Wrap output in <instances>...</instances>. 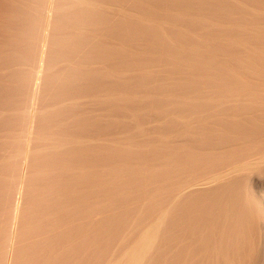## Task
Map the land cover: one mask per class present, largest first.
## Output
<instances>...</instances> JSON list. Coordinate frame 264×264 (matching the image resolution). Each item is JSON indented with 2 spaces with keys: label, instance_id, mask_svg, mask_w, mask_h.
Masks as SVG:
<instances>
[{
  "label": "rangeland",
  "instance_id": "1",
  "mask_svg": "<svg viewBox=\"0 0 264 264\" xmlns=\"http://www.w3.org/2000/svg\"><path fill=\"white\" fill-rule=\"evenodd\" d=\"M76 1L0 0V264H78L76 263L79 258L78 256L81 255V258L84 252L85 254L88 252L90 257H88L89 259L87 258L88 262L91 260L102 263V261H106L113 254V250L109 246V240L110 236H114L113 233L115 235L118 233L119 226H126L127 223L134 225L136 218H141V213L149 208L159 214H170L176 209L177 202H180L187 195L197 192L200 189H211L220 183L223 184V181L226 183L228 179L237 173H241L246 177L248 175L247 178L245 177L248 183V195L260 221L259 239L256 242L257 249L252 251V254L256 258L255 264H264V142L261 143V141H258L257 143L253 140L256 144L253 141H248L247 143L246 140H249V138L251 140V137L244 139L247 132L242 130V133L245 132L243 133L245 135H241L243 140L237 137L238 134L231 136L229 134L232 133H228L230 138H239L242 141L230 140L235 142H232L231 145V142L227 139L228 143L224 145L223 143L227 136H223L225 138L221 140L223 139V129L221 127L226 125H224V122L227 119H232L238 123H242L246 119L247 122L253 121L255 123L260 119V122H264V118H259V116H264V66H262L263 63L260 61L261 56L259 57L258 54L260 52V55L264 53V1L262 0L263 2L261 1V4L259 2L260 0H256V2L255 0H242L244 2L240 1V3L238 2L239 0H235L236 2L233 0L234 3L232 4L230 0H221L223 3L220 4V0L219 2L215 0L217 3L214 1L211 4V8L205 6L206 8H210V10L216 6L217 9H213V13L208 9L206 10L204 5H200L202 8L200 6H198L199 8L194 6V10L192 9L193 12L191 11L194 15L184 20L179 14L174 13L175 11L180 12L183 10L182 3L175 5L168 3L167 0H153L155 2L151 4L148 2L149 0H145L147 4H151L149 6L143 0H96L99 4H102V7H104L102 9L109 16L117 18L121 15H126L131 20L130 22L133 20L130 19L133 17L131 15L137 13L134 11L139 9L140 12H144L146 11L145 6L149 9L147 11H150V14L152 13V19L167 21L169 17H172V24L175 27L172 24H168L172 28L165 30V35L169 41L174 40V42H177L175 41V38H178L176 36L178 33L176 29L185 25L194 29L195 32L196 30L197 32L200 30L199 34H201V38H204L202 40H209V43L214 44L215 41L212 38L215 37L217 41L213 47L209 43V47L205 45L195 47L196 44H194L195 46L191 44L190 46L192 48L187 47L181 49L182 47H179L178 49L184 50V52L181 51L176 55L173 54L171 56L172 61L169 62V59L165 58V55H168L165 53L168 52L167 49L160 48V46H147V43L142 39L135 40L125 47L124 54L117 56L111 55L112 58L110 57V60L113 62H110L116 66L117 70L115 66L109 64V60L106 61L108 58L104 61L105 63L108 62V65L102 64L101 62L103 61L101 60L104 57H101V55L103 56L104 52H107L110 46H117L120 43L119 39L111 34H102L99 31V33H96L98 27L96 31L94 29L95 27L92 28V30L94 29L92 32L91 27L99 19H96L97 16L95 17L88 13L87 15H90L89 18H86V20L88 19V23H85L84 21L86 20L84 19L82 22L85 25L80 26L82 28V26L88 24V26L83 28L87 29L89 27L92 32V34H90L91 32L89 34L95 39H88L87 36L89 34L85 32L84 34L82 33L83 38L81 39L80 37L82 35L80 32L84 30H81L79 24L78 27L80 29L74 26V24L76 22L79 23V17H82V15L78 16L81 12L77 11L85 10V8L83 6V8L81 7L83 3L78 5ZM228 1L233 6L232 8L229 6L231 10H225L224 13V8L221 7V10L220 6L224 7V2L228 3ZM69 3L71 4L70 6L75 5L76 8H73L74 6L72 8L68 6ZM249 4L251 6L256 5V7L253 6L256 9L261 8L259 11L257 10L260 13H258V17L255 18L254 16L253 18L249 14L251 10V6H248ZM83 5L86 6L87 4ZM228 5L225 4L226 7ZM249 8L250 10H248ZM141 9L144 11H141ZM139 10L138 13H140ZM226 11L229 12L226 13ZM209 12L210 14H207ZM77 13L79 14L77 15ZM145 13L148 16L149 12ZM241 18L249 20L248 26L243 31L246 37L245 41L248 42L246 43L247 45L245 41L240 42V44L238 42L241 39L237 37L238 31L235 23L238 20L240 21ZM45 20L47 23H45ZM150 22L152 23V21ZM95 26H98V23ZM44 29L47 33H43L45 31ZM77 32L80 34V36L78 34L76 35L78 38L74 35ZM209 33L214 34L212 38V35ZM162 35L164 34L160 36ZM70 36L74 40H71ZM160 36L155 35L157 38L156 42L158 40L159 42L161 41ZM75 37L79 39L77 42H80L81 39L80 44L82 46L86 42V45H89L91 41L90 44L93 45L91 47H94V43L96 44L97 42L99 44L97 49L100 57H94L95 55L97 56L95 53L90 56L92 53L89 51L86 53L91 48L88 45L89 48L84 46L85 48L81 47L83 49H78L80 46L78 45L79 43L75 42ZM163 38L165 36H162L161 39L162 41H166V38ZM18 40H20V44ZM72 43L78 47L74 44L72 45ZM241 43H243V46ZM86 48L87 50L84 51ZM41 50L42 52L44 50V52L42 53ZM62 50L64 53L61 52ZM78 52L82 54L79 55ZM68 53L72 55L68 56ZM243 59L246 63H242L241 60ZM38 64H40V69L38 68ZM66 64L70 68L73 65V70L74 67L77 70L79 67L84 68L81 71L79 69V72H85L77 77L74 74L75 78L85 83L86 81L84 82L81 79L85 78V73L87 72L90 78H87L88 75L86 74L87 77L85 79H89L87 82L91 81L93 85L90 82L91 86L88 85L89 89L86 91L84 89L87 86H85V83L82 87L85 91L78 90V88H81L79 86L82 83L79 82V85H77L79 80L77 81L71 76L75 71H71L72 73L68 74L67 72L70 71V68L66 71L68 68ZM109 65L112 68L114 67L115 70L112 71L113 69L110 67L113 73L109 72L108 74L111 75L109 77L107 75V77L115 84L118 83L120 85L116 84L118 87H112L113 91H109L110 89L108 90L107 87H104L105 84L102 83L104 81L101 82L99 78V76L105 75L107 70L110 71L107 68H103L102 70L101 67L108 66L109 68ZM100 68L101 71L98 72ZM104 70H106L104 74L100 75ZM119 70H123L122 72L124 74L120 73L121 71L119 72ZM65 71L67 73L66 75H68L66 77L64 76ZM244 71L249 76L245 75L244 77ZM79 72H75L76 75ZM97 73L99 75H96ZM240 74H243L242 77ZM107 77L105 80L108 81V84H111V81L109 82ZM63 78L67 81L68 88L72 87L70 85L71 83L76 82L75 89H68L67 86V89H65L66 82ZM68 78L71 79L69 82ZM101 78L104 79V76H101ZM232 78H241V81L247 80L250 84L246 83L248 86L247 89L250 88L245 90L246 92L244 89L237 88V90L234 87L235 83L233 85L230 82ZM35 83L36 87L34 85ZM76 85L78 87L77 90ZM116 85L113 84V86ZM106 86L108 85L106 84ZM211 86L214 89L210 88ZM251 89L254 90L252 91ZM67 90L71 91H68L69 95ZM32 98H34L33 102H31ZM31 105L33 106L31 107ZM66 109L69 113L65 111ZM47 110L52 113H47ZM72 110L75 111H73L75 114H72ZM59 111L63 113L60 112V114ZM64 112L69 115L66 114L71 122L65 117ZM76 113L78 115L77 117L81 119L85 117L87 119L91 117L93 119L104 118L108 127L104 129L105 126L102 125H105V123L102 124L101 120L100 123L102 125L100 127H102L100 128L98 127L99 124H96L97 126L91 125L92 123H97H91L93 119L91 121L86 119L87 124L91 123L90 126L89 124L88 126L87 124L84 125L87 126L84 128L87 132H84L82 128L80 129L81 126H76L80 129L77 128V130L71 126L74 125L72 121L75 120ZM81 113L85 114L84 118L83 115L81 117ZM52 114H55L56 117ZM57 114L60 115H58L59 118L61 117L60 119ZM51 118L54 119V123L57 120L55 125L52 124L53 120ZM255 119L257 120L255 121ZM58 120L59 122L60 120L61 122L63 121V124L61 122L59 123ZM76 120L75 123L77 122ZM49 122L54 125L53 129ZM84 122L85 120L82 124L86 123ZM201 124L202 126H199ZM31 125L32 127H30ZM43 126H45V129ZM61 126L64 127V130L69 131H66L68 132L67 134L76 135L75 139L77 140H73L75 142L72 141L74 143L71 144L72 147H76L77 142L85 134L84 138L86 139L87 137V139L85 141L83 138L84 140L82 139V142L85 141L88 147L90 144L91 148L96 145H101L100 149L97 150L98 146L96 147V151L92 148L94 151L92 153L93 151L90 147V151L84 149V147L81 148L82 145L79 144L82 142L80 141L78 144L79 148H81L80 151L79 149L75 150L77 154H74L75 152L72 153V147L70 146V152L72 155L74 154L71 157L70 153L66 154L69 151L67 150L69 149L67 148L68 146L65 147V149L67 148V152H65L66 150L62 151L61 148L64 149V145H67L66 142L68 140L70 143L69 138L72 135L68 137V140L64 138L65 134L63 132L65 131H58ZM198 126L199 128L202 127L212 132L213 136L217 132L218 135L217 133L216 135L221 136V139L219 138V140L216 136V140L223 143L220 145L219 143H215L216 149L210 143L205 144L206 142H203L206 147H203V144L199 145V148L195 150L199 153V150L204 148V151H200L203 152L202 155L205 160L207 157V162H205L204 158L202 161L199 160L201 165L205 162L203 167L200 168L199 161L197 162L194 157L196 155V157L199 156L202 159L200 153L198 154L196 152L193 154L194 152H191L195 160L192 159L194 161L190 163L194 165L197 163L199 170L195 173L197 169L196 164V167L193 165V167L189 166L192 170L191 168L187 169V172L180 168L181 166L178 160L180 158L182 160L184 157L186 159L191 158L189 153L192 150L190 149L189 152L188 149L187 151L185 150V147L188 145L187 142H189L188 139L191 137L190 132L189 136H186V133L188 129L191 130L193 127V132L191 131V135H193L194 131H197L194 129H197ZM55 127L56 130L54 131ZM63 127L60 130H63ZM29 128L32 129L30 130ZM43 129L51 136L44 134ZM47 129H51L55 137H53L52 131L49 130L48 132L46 131ZM72 131L73 133H71ZM76 131L78 132L76 133ZM56 133L62 135V139L67 140L64 141L66 144L61 142L64 145L58 147L61 144L59 143L58 145V140L61 141L62 139L60 136L57 137ZM26 134L30 136L28 137ZM196 134L194 133L193 136L195 137ZM46 135L49 137H46ZM197 135L199 137V134ZM77 136L81 137V139ZM40 137H44L42 140H46V142H43ZM52 137L53 141L50 142ZM73 137L71 138L73 139ZM236 142L240 144L236 145ZM249 142L251 143L249 144ZM195 145L198 146L196 143ZM216 145L219 147H216ZM230 145L234 146L235 149ZM86 146L85 148H87ZM103 146L109 154L112 153L109 155L111 158H108L110 164L107 166L106 163H102L106 166L107 172L102 176L101 174L103 173L101 172L105 171V166L103 168L100 166L104 171L101 170L100 172L98 168L95 175L93 173V177L91 176L92 173L89 176L88 171H91L89 169L93 167L94 163L98 164L104 161L101 158V155H103ZM209 146L210 148L212 147L209 152L210 154L216 151V154L214 153L212 155H215L214 158L216 160L211 158V155L207 152L210 149ZM225 147L226 149H224ZM52 148H60L56 150L58 153L61 152V154L55 157L58 153L55 154V150ZM212 150L214 151L212 152ZM97 151L98 153H96ZM227 152H229L228 157H226L227 155L225 156ZM233 152L237 155H234ZM95 155L100 156V158H97L102 161H97ZM65 156V162L67 164L69 162L70 164V166L66 164L67 169L64 166L63 160ZM60 158L62 159L61 162ZM25 162L26 164H24ZM58 162L62 166H60L61 168ZM62 162L63 164H61ZM88 166L89 168H87ZM94 166L96 168L98 165ZM194 167L195 170L193 169ZM97 178L98 180H96ZM99 180L103 182L101 183ZM21 184L22 186H20ZM31 220L32 222L35 221V223L33 222L32 226L34 227L31 226L30 229L33 230L34 228L36 230L31 231L29 229L30 223H32ZM35 224L37 225L35 226ZM75 229L78 231H75ZM68 233L69 236L72 235L71 238L76 242L77 247L79 245L78 242L80 243L79 247L85 250L83 254H81L82 248H76L73 241H69L72 239L66 237ZM113 238H115L117 243L115 247H118L116 251L122 252L121 249L123 247L117 240L119 237L116 235ZM35 245L36 247H34ZM31 247L35 249L33 248L32 250ZM74 247L80 249L81 252H77L78 250L76 251ZM60 258L64 259H61L63 262H60V260L57 262ZM81 260L82 258L78 262L84 264V260L82 263Z\"/></svg>",
  "mask_w": 264,
  "mask_h": 264
},
{
  "label": "bare ground",
  "instance_id": "2",
  "mask_svg": "<svg viewBox=\"0 0 264 264\" xmlns=\"http://www.w3.org/2000/svg\"><path fill=\"white\" fill-rule=\"evenodd\" d=\"M76 0H74V2H75ZM95 1V2H94ZM77 0L76 2H77V4L79 5V4H81V3H83V4H87L86 6H84L83 4L81 5V7L83 6L84 8H85V10H82V11H79L78 10V7H77V12H81V14H79V13H77V15L78 16H81L82 15V17H79V20H77V21H79V23H75L74 24V26H77V28H79L78 27V24H79V26L80 25H83L84 23L82 22V21H84V19L86 20V18L88 17L89 18V16L87 15V13L88 14H92V15H94L95 17L97 16V18L96 19H99V21L97 22L98 23V26H95V25H97V23L95 22L94 24L95 25H93L92 27H91V30H92V28H94L95 29V31H96V28L98 29L97 30V32L96 33H99V32H101L102 34H107V35H109V34H111V35H114L116 38H118L119 39V41H120V43L117 45V46H110V48H109V50L107 51V52H104V55L102 56L101 55V57H104V58H102V60L101 61H103V62H101L102 64H107L108 62H113L112 60H110V57L112 58V56H117V55H120V54H124L125 53V47L126 46H128L129 45V43L130 42H134L135 40H139V39H142V40H144L147 44V46H152V47H154V46H160V48H164L165 50L167 49V51L168 52H165V53H167L168 55L167 56H169L170 54V56H169V58H167V56L165 55V58L166 59H169L168 61L170 62V61H172V59H171V56L173 55V54H178V52H184V50H180V49H178L179 47H182L181 49H183V48H189V47H191L190 45L192 44V45H194V44H196V46L195 47H197V46H208L209 47V44L211 45L212 43L210 42L209 43V40L208 41H204V40H202V39H204V38H201V34H199V31L200 30H198V32H197V30H196V32H195V30L194 29H191L189 26H187V25H185V26H182L181 28H175L176 29V31L178 32L177 33V37L178 38H175L176 40L175 41H177V42H174V40L173 41H169V40H167L168 39V37L165 35V30L167 29V28H172V26L170 27V26H168V24L169 25H171L172 23H173V21H172V17H169V19L167 20V21H160V20H155V19H152L151 18V14H150V11H147V6H145L146 7V11H144V10H142L141 9V11H144V12H140V10H139V12L140 13H138V10H136V11H134V12H137V13H135V15H131V16H133V17H131L130 19H133L132 20V22H130L131 20H129V17L127 18V16L126 15H121V16H119V17H117V18H114V17H111V16H109L108 14H106L105 13V10H103L102 8H104V7H102V4H99L96 0ZM143 1H145V0H143ZM142 1V2H143ZM156 1V0H155ZM155 1H148V2H150L151 4L152 3H154ZM215 0H167V2L168 3H171V4H181L182 3V6H183V10L182 11H175L174 13H176V14H179L180 16H181V18H183L184 20H186L187 18H189L190 16L192 17V15H194L193 13H191V11L193 12V10H194V6H196V8H199L198 6H203L204 5V8H206V7H210L211 8V4H213V2H214ZM223 1H225V0H223ZM227 1V0H226ZM231 2H232V4L234 3V2H236L235 0H234V2H233V0H230ZM230 1H228V3H226V2H224V7L223 6H220V9H221V7L222 8H224V13H225V10H228L229 9V11L231 10L230 8H229V6L232 8V4H231V2ZM240 1L241 2H244V1H242V0H239L238 2L240 3ZM257 1H259V0H257ZM262 0H260L259 2L262 4V2L264 1H262ZM97 2V3H96ZM146 2V1H145ZM216 2V1H215ZM217 2H219V0H217ZM216 2V3H217ZM230 2V3H229ZM253 2V1H252ZM255 2H256V0H255ZM258 2V3H259ZM221 3H223L221 0H220V4ZM264 3V2H263ZM143 4H144V2H143ZM142 4V5H143ZM146 4H147V2H146ZM145 4V5H146ZM149 4V3H148ZM147 4V5H148ZM151 4H149V6L151 5ZM225 4H229L227 7L225 6ZM231 4V5H230ZM71 4L69 3V5L68 6H70ZM74 6V7H73ZM200 6V7H201ZM206 6V7H205ZM249 7L251 6L250 4L248 5ZM253 6H255L256 7V5H253ZM253 6H251L250 8H251V10H250V8L248 9V10H250V12H249V14H251L252 16H253V18H254V16H255V18L256 17H258L257 15H259L260 13L258 12L259 11V9H261V8H254ZM71 8L73 7V8H76L75 7V5H72V6H70ZM82 7V8H83ZM258 7V6H257ZM261 7V6H260ZM81 8V9H82ZM195 8V9H196ZM202 8V7H201ZM210 8H206V10L208 9L211 13H213V11L214 10H216L217 9V7L215 6L212 10H210ZM227 8V9H226ZM51 9V8H50ZM144 9V8H143ZM193 9V10H192ZM256 9V10H255ZM76 10V9H75ZM149 10V9H148ZM222 10V9H221ZM258 10V11H257ZM229 11H226V13L227 12H229ZM145 12H149V14H148V16H150V17H148L147 16V14L145 13ZM210 12L209 13H207V14H210ZM222 12V11H221ZM259 13V14H258ZM47 14V13H46ZM206 14V15H207ZM196 15V14H195ZM205 15V14H204ZM86 16V17H85ZM50 17V16H49ZM95 17H93V18H95ZM81 18V19H80ZM91 18H92V16H91ZM111 18H113V19H111ZM151 18V19H150ZM195 18H196V16H195ZM95 19V20H96ZM182 19V20H183ZM203 19H204V17H203ZM238 19H240V18H238ZM237 19V20H238ZM9 20H11V19H9ZM16 20V19H15ZM88 20V19H87ZM87 20L86 21H84L85 23H88L87 22ZM183 20V21H184ZM50 21V20H49ZM48 21V22H49ZM75 21V20H74ZM150 21H152V23L150 22ZM17 22V21H16ZM80 22H81V24H80ZM248 22H249V20L248 19H246L245 20V18H241V20L239 21H237L235 24H236V29H237V33H238V36L237 37H239V39H241L240 41H238L239 42V44H240V42H244L245 41V34L243 33V31L245 30V28L248 26ZM45 23H47V21L45 20ZM51 23V22H50ZM100 24V25H99ZM234 24V25H235ZM85 25V24H84ZM90 25V24H89ZM173 25V24H172ZM48 26V25H47ZM46 26V27H47ZM65 26H67V25H65ZM86 26H88V24L86 25ZM86 26H82V28H81V26H80V28H81V30L83 29L84 31L82 32H80L81 33V35H82V33L84 34V32L85 33H90L91 31H90V28H89V30H88V28L87 29H85V28H83V27H86ZM91 26V25H90ZM68 27H69V25H68ZM67 27V28H68ZM173 27H175V25H173ZM79 28V29H80ZM93 29V30H94ZM198 29V28H197ZM204 29V28H203ZM45 30V29H44ZM47 30H48V27H47ZM86 30V31H85ZM88 30V31H87ZM93 30H92V32H93ZM194 30V31H193ZM80 31V30H79ZM78 31V32H79ZM95 31H94V34H95ZM99 31V32H98ZM46 32V30L43 32V33H45ZM78 32L76 33V34H74L75 36L78 34ZM92 32L90 33V34H92ZM38 33V32H37ZM42 33V34H43ZM47 33V32H46ZM75 33V32H74ZM264 33V32H263ZM35 34V33H34ZM41 34V35H42ZM89 34V35H90ZM157 34V36H160L161 34H164V35H162L163 37L165 36V38H166V41H162V36H160V37H158V38H160V42H159V40H158V42H156V40H157V38L155 37V35ZM159 34V35H158ZM209 34H211V33H209ZM70 35H71V33H70ZM89 35L87 36L88 37V39L90 38V40L93 38L92 37V35H90V37H89ZM212 35V34H211ZM214 35V34H213ZM213 35L211 36V38L213 37ZM43 36H44V34H43ZM78 36H80V34H78ZM86 36H84L85 38H86ZM47 37V36H46ZM49 37V36H48ZM71 37V36H70ZM77 37V36H76ZM75 37V38H76ZM96 37V36H95ZM210 37V36H209ZM36 38V37H35ZM78 38V37H77ZM75 39V42H77V40H79V39ZM81 39L83 38V35H82V37H80ZM156 38V39H155ZM165 38H163V39H165ZM68 39H69V37H68ZM67 39V40H68ZM81 39H80V42H81ZM93 39H95V38H93ZM92 39V40H93ZM208 39V38H207ZM212 39H214V41H215V43L214 44H212V47L214 46V45H216V39H215V37L214 38H212ZM44 40V39H43ZM71 40H74V38L72 39V37H71ZM71 40H68V41H71ZM42 41V40H41ZM61 41H62V39H61ZM86 41H88V40H86ZM213 41V42H214ZM26 42V41H25ZM45 42H46V39H45ZM48 42H49V40H48ZM58 42V41H57ZM72 42V41H71ZM74 42V43H75ZM80 42H77V43H79L78 45L80 46V48L78 47V46H76L74 43H72V45L74 44L76 47H78V49H83V48H81V47H86L87 45H86V43H84L83 44V46H82V44H80ZM84 42H85V39H84ZM95 42V41H94ZM194 42V43H193ZM18 43L20 44L21 42H20V40H18ZM59 43V42H58ZM63 43V42H62ZM70 43V42H69ZM76 43V44H77ZM90 43H91V41H90ZM89 43V47H91V45L92 44H90ZM93 43V42H92ZM157 43H159V44H157ZM209 43V44H208ZM246 43H248V42H246L245 41V44ZM43 44V43H42ZM64 44H65V41H64ZM96 44H97V42H96ZM96 44L94 43V47H91L89 50H87V48H89L88 46H87V48L84 50V51H86L87 50V52L86 53H88V51L90 52V53H92V54H90V56H92L94 53L95 54H97V56L95 55L94 57H100V55L98 54L99 53V51H98V49H97V47H98V45L99 44H97V46H96ZM157 44V45H156ZM218 44V43H217ZM232 44H234V43H232ZM44 45V44H43ZM63 45V44H62ZM241 45L243 46V43H241ZM240 45V46H241ZM247 45V44H246ZM60 46V45H59ZM59 46H57V48H59ZM93 46V45H92ZM235 46H236V44H235ZM22 47V46H21ZM84 47V48H85ZM233 47H234V45H233ZM42 48H44V47H42ZM66 48V47H65ZM67 48H70V47H67ZM192 48V47H191ZM61 49V48H60ZM74 49H76L75 47H74ZM165 50H163V51H165ZM188 50V49H187ZM60 51V50H59ZM41 52H42V50H41ZM40 52V53H41ZM43 52H44V50H43ZM42 52V53H43ZM61 52H63L64 53V51L62 50ZM74 52V51H73ZM72 52V53H73ZM76 52V51H75ZM81 52V51H80ZM188 52V51H187ZM66 53V52H65ZM86 53H85V55H86ZM261 53V52H260ZM260 53H258L259 54V57H260V61L263 63V65L262 66H264V53H262L261 55H260ZM78 54L80 55V54H82V53H79L78 52ZM88 54V55H89ZM102 54V53H101ZM19 55V54H18ZM17 55V56H18ZM62 55V54H61ZM72 55V54H71ZM71 55H69V53H68V56H71ZM112 55V56H111ZM41 56H43V55H41ZM40 56V57H41ZM60 56V55H59ZM106 56H108V57H106ZM63 57V56H62ZM22 58V57H21ZM79 58V57H78ZM78 58H76V59H78ZM108 58V59H107ZM262 58V59H261ZM14 59H15V57H14ZM107 59V60H106ZM20 60V59H19ZM65 60V59H64ZM70 60H72V59H70ZM108 61L107 63H105L104 61ZM173 60H174V56H173ZM249 60V59H248ZM247 60V61H248ZM76 61V60H75ZM80 61H82L81 59H80ZM162 61V60H161ZM242 61V63H246V62H244V59L243 60H241ZM240 61V62H241ZM257 61V60H256ZM260 61H259V63H260ZM41 62V61H40ZM67 62H68V59H67ZM70 62V61H69ZM79 62V61H78ZM111 62L109 63V64H111ZM82 63H83V61H82ZM241 63V64H242ZM258 63V62H257ZM41 64V63H40ZM40 64H38L39 66H38V68L40 67ZM45 64V63H44ZM67 64H69V63H67ZM66 64V65H67ZM85 64H86V62H85ZM240 64V65H241ZM261 64V63H260ZM65 65V66H66ZM70 65V64H69ZM77 65H79V64H77ZM108 65V64H107ZM111 65H113V64H111ZM111 65H109V68H108V66H105V67H101L102 68V70H103V68L105 69V68H107V69H111L112 68V66ZM68 66V65H67ZM66 66V67H67ZM113 66H115V65H113ZM79 67V66H78ZM111 67V68H110ZM41 68V67H40ZM39 68V69H40ZM70 67L68 66V68L66 69V71L69 69ZM101 68L99 69V71L98 72H100L101 71ZM115 68H116V66H115ZM115 68L113 67L111 70L112 71H114L115 70ZM64 69V68H63ZM62 69V70H63ZM76 67H74V70H73V65L71 66V68L69 69L70 71L69 72H67L68 74H71L73 71H75L76 73L77 72H79V69H80V71H81V69L82 70H84V68H78V70L76 69ZM38 70V69H37ZM106 71V70H104L102 73H100V75L101 74H104V72L106 71V73H105V75H101L102 77L104 76V79H102L101 78V76H99V78L101 79V82L102 81H104V82H102V83H104L105 85H104V87H107V89L109 90V91H113L112 90V87H114V88H116V87H118L117 85H119L118 83H114V82H112L111 80H110V78H108L110 75L108 74L109 72H111V73H113L112 71ZM116 70H117V68H116ZM40 71V70H39ZM66 71H65V74H64V76L66 77V76H68V75H66L67 73H66ZM72 71V72H71ZM121 71V72H120ZM123 70H119V72L120 73H123L124 74V72H122ZM262 71V70H261ZM38 72V71H37ZM41 72V71H40ZM64 72V71H63ZM75 72H73L72 74H71V76L72 77H74V79L75 80H79V79H77V78H75V76L77 77V76H79V75H82V73H84L83 71H82V73L81 72H79V73H81V74H79L78 73V75H76V73ZM96 72V71H95ZM245 72V74H244V77H245V75H247V76H249L248 74H246L247 72L246 71H244ZM264 72V71H263ZM39 73V72H38ZM37 73V74H38ZM262 73V72H261ZM74 74H75V76H74ZM86 74L88 75V73L86 72L85 73V78L87 77L86 76ZM122 74V75H123ZM242 74V75H243ZM96 75H99V73H97ZM107 75H108V77H107ZM241 75V74H240ZM242 75H241V77H242ZM37 76V75H36ZM70 76V77H71ZM84 76V75H83ZM83 76H81V77H83ZM107 77V80L109 79V82L111 81V84L109 85L108 84V81H106L105 79H106V77ZM63 77V76H62ZM71 77V78H72ZM243 77V78H244ZM80 78V77H79ZM84 78V79H85ZM87 78H90L89 77V75H88V77ZM98 78V79H99ZM249 78V77H248ZM39 79V78H38ZM38 79H37V81H38ZM73 79V80H74ZM81 79V80H83L85 83H83L82 81L80 82V80L77 82L78 84L77 85H79V82L80 83H82V84H80V86L79 87H83L84 86V84H85V86L87 85H90V82H87V80L89 81V79ZM241 79V78H240ZM239 78H232V81H230V82H232V84L234 85V83H235V85H234V87L237 89V88H239V89H244V91L245 90H248L247 89V84L246 83H248V81L246 82L245 80H243V81H241ZM63 80L65 81V79L63 78ZM67 80V79H66ZM71 79H69L68 78V82L70 81ZM249 80V79H248ZM35 81H36V79H35ZM63 82V81H62ZM61 82V83H62ZM66 83V85H65V89H67L68 87H69V85H67L68 83H67V81H65ZM74 82V81H73ZM107 82V83H106ZM56 83V82H55ZM64 83V82H63ZM76 83V82H75ZM75 83H71L70 85L72 86V87H70V88H74L75 89ZM87 83H89V84H87ZM210 83V82H209ZM54 84V83H53ZM106 84L108 85V86H110L109 88H108V86H106ZM113 84L114 85H116V86H113ZM212 84V83H211ZM228 84V83H227ZM249 84V83H248ZM35 85V87H36V83L34 84ZM55 85V84H54ZM64 85V84H63ZM74 85V86H73ZM77 85H76V90H77ZM91 85H93V83L91 82ZM90 85V86H91ZM250 85V84H249ZM66 86H67V88H66ZM86 86V87H87ZM120 86V85H119ZM38 87V86H37ZM86 87H84V89H86V91L89 89V86L86 88ZM215 87V86H214ZM216 87H217V85H216ZM223 87V86H222ZM233 87V86H232ZM57 88V87H56ZM70 88H68V89H70ZM81 88H78V90L80 89V91L82 90H84L83 88L81 89ZM113 88V89H114ZM210 88H212V89H214L212 86L210 87ZM217 88H219V87H217ZM217 88H216V90H217ZM221 88V87H220ZM231 88V87H230ZM34 89V88H33ZM255 89V88H254ZM254 89H251L252 91L254 90ZM35 90V89H34ZM33 90V91H34ZM38 90V89H37ZM36 90V91H37ZM71 90H73V89H71ZM76 90H75V93H76ZM220 90V89H219ZM235 90V89H234ZM238 90V89H237ZM236 90V91H237ZM257 90H259V89H257ZM69 90H67V92H68ZM80 91H77V92H80ZM85 91V90H84ZM221 91V90H220ZM256 91V90H255ZM260 91H262V90H260ZM259 91V92H260ZM69 92H71V91H69ZM69 92H68V95H69ZM242 92H243V90H242ZM246 92V91H245ZM257 92V91H256ZM65 93H66V91H65ZM82 93V92H81ZM237 94H238V91L236 92ZM254 93V92H253ZM253 93H252V95H253ZM246 94V93H245ZM258 94V93H257ZM37 95V94H36ZM34 96V95H33ZM32 96V97H33ZM247 96V95H246ZM250 96V95H249ZM255 96V95H254ZM71 97V96H70ZM259 97V96H258ZM256 98V97H255ZM33 99L34 98H32V101L31 102H33ZM260 99V98H259ZM258 99V100H259ZM30 101V100H29ZM35 101H36V98H35ZM215 102V101H214ZM257 102H259V101H257ZM259 104V103H258ZM207 105V104H206ZM209 105V104H208ZM33 105H31V107H32ZM35 106V105H34ZM66 106V105H65ZM257 106V105H256ZM64 107V106H63ZM67 107V106H66ZM65 107V108H66ZM76 107H77V105H76ZM210 107V106H209ZM58 108V107H57ZM56 108V109H57ZM59 108H60V106H59ZM58 108V109H59ZM32 109V108H31ZM68 109V108H67ZM67 109L65 110V111H67ZM263 109H264V107H263ZM35 110V109H34ZM33 110V111H34ZM31 111V110H30ZM52 111H54V110H52ZM62 111H63V109H62ZM62 111H59V113L60 112H62ZM74 110H72V114L75 112H73ZM32 112V111H31ZM48 112H50V111H48L47 110V113ZM57 112V111H56ZM55 112V113H56ZM68 113H69V111H67ZM45 113H46V111H45ZM50 113H52V112H50ZM63 113V112H62ZM65 113V112H64ZM61 114V113H60ZM67 113H65V117H67V115H66ZM75 114V113H74ZM30 115H32V114H30ZM48 115V114H47ZM53 115V114H52ZM59 114H57V116H58ZM63 115V114H62ZM61 115V116H62ZM70 115H71V112H70ZM82 115H83V118H84V116H85V114H82L81 113V117H82ZM45 116H46V114H45ZM45 116H43L44 118H45ZM51 116V115H50ZM53 116H55L56 117V115L54 114ZM60 116V115H59ZM59 116H58V118H59ZM69 116V115H68ZM73 116V115H72ZM78 115H77V113H76V115H75V117L77 118V120H76V118H75V120L77 121L76 123H75V120H73L72 121V124H74V125H71V126H73V127H75L76 129L78 128V127H76V126H81L80 127V129L82 128L83 130H84V128H86L87 126H88V124H87V120L88 121H91L93 118L91 117L90 118V116H88V118H90V119H87V117H85L84 119H81L80 117H77ZM79 116H80V113H79ZM87 116V115H86ZM49 117V116H48ZM52 117V116H51ZM54 117V118H55ZM63 117V116H62ZM227 117V116H226ZM230 117V116H229ZM44 118H42L43 120H44ZM50 118V117H49ZM53 118V117H52ZM51 118V119H52ZM61 118V117H60ZM59 118V119H60ZM68 118V117H67ZM81 119V121H80V119ZM259 118H264V116L263 117H261V116H259ZM46 119H48L47 117H46ZM66 119V118H65ZM69 119V118H68ZM67 119V120H68ZM74 119V118H73ZM87 119V120H86ZM103 119V120H102ZM53 120V123L52 124H54L55 125V123H57V120H55L56 122L54 123V119H52ZM70 120V119H69ZM78 120H79V122H78ZM85 120V124H82V122ZM96 120V121H95ZM98 120V121H97ZM100 120L102 121L101 123L103 124V123H105L106 122V120L104 119V118H95V119H93L92 121H91V123L92 122H97V123H90L91 125H98V127H100V125H102L101 123H100ZM228 120H231V121H228ZM257 119H255V121H256ZM50 121V120H49ZM227 121H228V123H227ZM227 121L225 120V122H224V125L226 124L227 126H228V128H227V126L225 125V126H222L223 125V123H222V127H221V129H223V131H224V133H223V131H222V138H223V136H227V138L225 139V141H224V145L225 144H227L228 143V141H227V139H229V141L230 140H233V141H236L237 140V142H239L238 140H240V139H242V134L243 133H245V132H247L246 133V136H245V138L244 139H247V138H249V137H251V140H250V138H249V140H246L247 141V143H248V141H255V142H257L258 143V141H261V143L262 142H264V141H262V140H264V122L262 121V122H260L261 121V119L260 120H258V121H256V122H259V123H253V121H249V122H247V119L246 120H244L242 123H238V122H234V120H232V119H227ZM58 122H59V120H58ZM60 122H61V120H60ZM59 122V123H60ZM63 122V121H62ZM61 122V124H63ZM70 122H71V120H70ZM74 122V123H73ZM81 122V123H80ZM232 122V123H231ZM240 122V121H239ZM46 123V122H45ZM50 123V122H49ZM48 123V124H49ZM66 123V122H65ZM78 123V125H76ZM80 123V124H79ZM231 123V124H230ZM44 124V123H43ZM51 123H50V125H52ZM60 124V125H61ZM70 124V123H69ZM87 124V126H84V125H86ZM90 124H89V126H90ZM54 125H52L51 126V128L53 129V127H54ZM58 125V124H57ZM56 125V126H57ZM96 125V126H97ZM47 126V125H46ZM49 126V125H48ZM66 126V125H65ZM102 126H105V128L104 129H106L107 127H108V125L105 123V125H102ZM101 126V127H102ZM199 126H202V124L201 125H199ZM199 126H198V128H199ZM203 126H205V125H203ZM30 127H32V125L30 126ZM44 127V129H45V126H43ZM58 127V126H57ZM62 127L63 126H61V128L60 129H62ZM68 127V126H67ZM72 127V128H73ZM100 127V128H101ZM207 127V126H206ZM46 128H48V127H46ZM198 128L197 129H194V130H197V131H194V133L196 134V132H197V134H199V137H198V135L196 134V138H198L197 140H196V138L193 136L194 135V133H193V135H191V131L193 132V127H192V129L191 130H187L186 132V136H189V132H190V136L192 137L193 136V138H191L190 137V139H188V141L189 142H187L188 143V145H187V147H185V150L187 151V149H188V152L190 151V149L192 150V151H190V153H189V155L191 156V161H190V159L189 158H182V160H178L179 162H180V168H182V169H184V171H187V169H190L191 167H193V166H195L194 164H192L193 162L192 161H194L195 160V158H196V161L198 162L199 160H203V158H204V156L202 155V151H204V148H202V149H200V150H202V151H200L199 150V153H200V155H201V157H202V159H200V157L199 156H197L196 157V155H194V157H193V155H192V153L191 152H194L193 154H195L196 152L198 153V151H196L195 149H198L199 148V145H201V144H203L202 146L204 147H206V145H204V143L205 144H207V143H210V144H212V146H214V148H215V143H219V145L220 144H222V143H220L221 141H218V140H216L217 138H216V136L218 135V133L217 132H215L214 134V136H213V134H212V132H210V131H208V130H206L205 128H202V127H200L199 128V130H200V132H199V130H198ZM30 129V128H29ZM28 129V130H29ZM32 129V128H31ZM30 129V130H31ZM43 129V130H44ZM60 129H58V131H65V132H63L64 134H65V137L64 138H67V140H68V137H70L72 134H67L69 131L68 130H64V127H63V130H60ZM69 129V128H68ZM79 129V128H78ZM77 129V130H78ZM79 129V130H80ZM220 129V130H221ZM42 130V131H43ZM49 130H51V129H47L46 131H48L49 132ZM56 130V127H55V129H54V131ZM86 130V129H85ZM84 130V132H87V131H85ZM102 130V129H101ZM202 130V131H201ZM211 130L212 131H214L212 128H211ZM245 131V132H243L242 133V131ZM52 131V130H51ZM66 131H68V132H66ZM82 131V130H81ZM227 131V132H226ZM240 131H241V133H240ZM43 132H45V130L43 131ZM78 131H76V133H77ZM221 132V131H220ZM219 132V133H220ZM28 134H29V132H27ZM62 133V134H63ZM71 133H73V131L71 132ZM75 133V132H74ZM75 133V134H76ZM82 134H83V132H81ZM216 133H217V135H216ZM226 133V134H225ZM228 133H232V134H229V135H231V136H234L233 134H238V136L237 137H240V139L239 138H237V139H234L233 137L232 138H230V136L228 135ZM239 133H240V136H239ZM30 134H31V131H30ZM44 134H48L47 132H45ZM50 134H51V132H50ZM52 134L54 135L53 137H55V134L53 133V131H52ZM57 134V133H56ZM59 134H61V133H59ZM64 134H63V136H64ZM188 134V135H187ZM27 135V134H26ZM43 135V134H42ZM49 135V134H48ZM68 135V136H67ZM79 135V134H78ZM220 135V134H219ZM243 135H245V134H243ZM248 135H250V136H248ZM28 136V135H27ZM30 136V135H29ZM28 136V137H29ZM49 136H51V135H49ZM49 136H47L46 135V137H49ZM58 136H62V135H58L57 134V137ZM72 136H74L73 137V139L71 138ZM69 139H70V143H69V140L67 141V140H65V139H62V137H61V141L60 140H58L59 142H58V145H59V143H63L64 141H67L66 143H67V145L65 146L64 144H66L65 142H64V144H60L58 147H60L61 145H64V149H62L61 148V150L62 151H65L67 148H69V149H67V150H69L68 151V153H66V154H69L70 153V155H71V157H73L74 156V154H77V151L75 152V150H78L79 149V151H80V149L81 148H83L84 147V149H88L89 150V147H90V149L92 150V148H94L93 150L94 151H96V147L98 146V148H97V150L98 149H100V147H101V145H96L95 147L93 146L92 148H91V145L89 144V147H88V144L86 143L85 144V141H86V139H87V137H86V139L84 138L85 137V134H83L82 135V139L84 138L85 139V141L84 142H82L83 140L81 139V137H78V138H80L81 140V142L82 143H80L79 144V142L80 141H78L77 142V146L75 147L74 145V147H72V145L71 144H74L73 142H75V141H73V140H77V139H75V137H76V135H72ZM79 136H81V135H79ZM27 137V139H29ZM44 137H45V135H44ZM44 137H40L41 138V140H42V138H44ZM53 137H52V139L50 140V139H48V140H50V142H52L53 141ZM218 137V139L221 137V136H217ZM224 137V138H225ZM244 137V136H243ZM224 138L223 139H221V140H224ZM236 138V137H235ZM26 139V138H25ZM46 139V138H45ZM59 139V138H58ZM219 139V140H220ZM41 140H39V141H41ZM57 140V139H56ZM243 140V139H242ZM242 140H240V141H242ZM27 141V140H26ZM30 141V140H29ZM43 142L45 141L46 142V140H42ZM55 141V140H54ZM73 141V142H72ZM198 141V142H197ZM202 141V142H201ZM216 141V142H215ZM227 141V142H226ZM233 141H230L231 142V145H232V142ZM253 141V142H254ZM88 142V141H87ZM201 142V143H200ZM204 142V143H203ZM229 142V143H230ZM236 142V143H237ZM251 142H249V144L251 143ZM254 142V143H255ZM54 143V142H53ZM84 143V144H83ZM119 143V142H118ZM195 143L196 144H198V146H196L195 145ZM200 143V144H199ZM233 143H235V142H233ZM243 143V142H242ZM241 143V144H242ZM26 144V143H25ZM44 144V143H43ZM49 144V143H48ZM51 144V143H50ZM68 144H70V145H68ZM78 144L79 145H82V147L81 148H79V146H78ZM99 144V143H98ZM238 144H240V143H237L236 145H238ZM253 144V143H252ZM256 144V143H255ZM45 145H46V143H45ZM54 146H55V144H53ZM85 145H87L86 147L87 148H85ZM106 145V144H105ZM118 145V144H117ZM230 145V146H231ZM234 145V144H233ZM68 146V147H67ZM72 148H71V147ZM116 146V145H115ZM121 146V145H120ZM119 146V147H120ZM211 146V145H210ZM210 146H209V148H210ZM229 146V145H228ZM49 147H50V145H49ZM48 147V148H49ZM63 147V146H62ZM65 147H67L66 149H65ZM112 147H114V146H112ZM201 147V146H200ZM216 147H219V146H217L216 145ZM221 147H222V145H221ZM220 147V148H221ZM227 147V146H226ZM226 147L224 148V149H226ZM231 147H233L234 148V146H231ZM237 147V146H236ZM27 148V147H26ZM31 148V147H30ZM70 148H71V150L73 151L72 153H74L73 155L71 154V150H70ZM73 148H75V149H73ZM209 148H207V149H209ZM228 149H229V147H227ZM239 148V147H238ZM53 149V148H52ZM57 149V148H56ZM56 149H53V150H55V154L56 153H58L57 152V150L58 149H60V148H58L57 150ZM103 149H104V146H103ZM102 149V154L103 155H101V158L104 160L103 162H97L98 164H96V163H94V165H98V166H96V168H95V166L93 165V167H91V169H89V170H91V171H88L89 172V176L91 175L90 173H92V177H93V173H94V175H95V173L97 172V169L99 168L100 170V172H101V170H103L104 171V169H102L103 168V166H105V165H103V164H105L106 163V165L108 166L109 164H110V156L109 155H111L112 153H108L107 152V149L104 151ZM110 149V148H109ZM117 149V148H116ZM125 149V148H124ZM211 149H212V147L209 149V150H207V152L209 153L210 151H211ZM216 149V148H215ZM221 149H223V148H221ZM232 149V148H231ZM235 149V148H234ZM23 150V149H22ZM48 150V149H47ZM49 150H51L50 148H49ZM52 150V151H53ZM67 150L65 151V152H67ZM92 150V151H93ZM194 150V151H193ZM218 150V149H217ZM78 151V152H79ZM90 151V150H89ZM94 151L92 152V153H94ZM111 151H113V150H111ZM115 151V150H114ZM117 151V150H116ZM120 151V150H119ZM122 151H125V150H122ZM214 150H212V152H213ZM226 151V150H225ZM227 151H230V150H227ZM236 151H238V150H236ZM24 152V151H23ZM105 152V153H104ZM110 152V151H109ZM206 152V151H205ZM211 152V153H212ZM216 152V151H215ZM214 152V153H215ZM25 153V152H24ZM28 153V152H27ZM53 153H54V151H53ZM96 153H98V151L96 152ZM114 153V152H113ZM198 153V154H199ZM207 153V155H209ZM214 153H212V154H210L211 155V158H214V156H212ZM229 152H227V154H225V156L226 157H228L229 156V154H228ZM240 153V152H239ZM59 154H61V152H59L58 154H56V156L55 157H58L57 155H59ZM106 154V155H105ZM206 154V153H205ZM204 154V155H205ZM216 154V153H215ZM233 154L234 155H237V154H235L234 152H233ZM233 154H232V156H233ZM54 155V154H53ZM105 155V156H104ZM188 155V157H190ZM209 155V156H210ZM63 156V155H62ZM76 156V155H75ZM108 156V157H107ZM115 156V155H114ZM117 156V155H116ZM208 156V157H209ZM224 156V155H223ZM61 157V156H60ZM64 157V156H63ZM95 157L97 158V157H99L100 158V156H97V155H95ZM113 157V156H112ZM174 157V156H173ZM62 158V157H61ZM60 158V159H61ZM75 158V157H74ZM95 158V159H96ZM105 158V159H104ZM109 158V159H108ZM175 158H177V157H175ZM210 158V157H209ZM208 158V159H209ZM223 158V157H222ZM225 158V157H224ZM25 159V158H24ZM60 159H58V160H60ZM69 159V158H68ZM68 159H67V161H68ZM72 159V158H71ZM94 159V160H95ZM107 159V160H106ZM192 159H194V160H192ZM64 160V166L66 167V164H67V162H65V160H66V156H65V158L63 159ZM109 160V161H108ZM204 160H205V158H204ZM206 160H207V157H206ZM205 160V162H207ZM214 160H216L215 158H214ZM56 161H57V159H56ZM62 161V159L60 160V162ZM96 161V160H95ZM97 161H102V160H100V159H98L97 158ZM106 161H108V162H106ZM175 161V160H174ZM211 161H213V159H211ZM210 161V162H211ZM71 162V161H70ZM92 162H94V161H92ZM190 162H192V163H190ZM205 162H204V164H205ZM59 163V162H58ZM103 163V164H102ZM199 163V165H200V168L201 167H203V162H201L203 165H201L200 164V161L198 162ZM24 164H26V162L24 163ZM61 164H63V162L61 163ZM92 164V163H91ZM90 164V166H92ZM100 164V165H99ZM191 164V165H190ZM68 166H70V164H69V162H68V164H67ZM176 165H177V163H176ZM179 165H178V167H179ZM193 165V166H192ZM198 164L196 165L197 166V169H196V171H195V173H197V170H199V168H198V166H199ZM61 165H60V163H59V167H60ZM100 166H102V168H100ZM189 166H191V167H189ZM195 166V167H196ZM62 167V166H61ZM60 167V168H61ZM195 167L193 168L194 170H195ZM71 168H72V166H71ZM70 168V169H71ZM87 168H89V166L87 167ZM66 169H67V167H66ZM107 168H106V166H105V171L104 172H101V173H103V174H101L102 176L104 175V174H106V172H107V170H106ZM186 169V170H185ZM95 172H94V171ZM181 170V169H180ZM191 170H192V168H191ZM191 170H189V171H191ZM98 171V172H99ZM182 171V170H181ZM183 171V172H184ZM188 172V171H187ZM185 173V172H184ZM98 174V173H97ZM237 174H239V173H237ZM232 175L231 177L232 178H230V179H228L227 181L228 182H226V183H224V181H223V184L222 183H220V184H218V185H216L215 187L213 186L211 189L210 188H206L205 190H197V192H193V193H191V194H189V195H187L186 197H184L183 199H181L180 200V202H177L178 204H177V206L175 207L176 209L172 212V213H167L166 215L165 214H159L158 212L156 213L155 212V210H150L151 208H149L148 210L146 209V210H144V212H140L141 213V218H139L138 219V217L136 218V221H134V225H132L131 223V225H129L128 223H127V221H126V223H127V225L126 226H119L120 227V229H118L117 230V237H119V239H117L118 240V242L122 245V252H120V251H116V249L118 248H116L115 246H117V243H116V240H115V238H113V237H116V235H115V233H113L114 234V236L112 235V237L110 236V234H109V236H110V240H109V246H110V248H112V255H111V257H109L108 259H106V261L104 260V261H102V263H97V262H93V261H89L88 262V260H87V258L89 257V255H88V252H86V254H85V250H83V248H82V253L81 254H83V252H84V258H86V259H84L83 258V255H82V260H81V263L83 262V260H84V264H91L92 262V264H255L256 263V258H255V256H254V254H252V251H254L255 249H257V240L259 239L258 237H259V230H260V226H259V218H258V215H257V213L255 212V210L253 209V207H252V204H251V201H250V198H249V195H248V192H249V190L247 189L248 187H247V177H248V175H247V177L245 176V175H242L241 173V175L239 174V175ZM245 174V173H244ZM42 176V175H41ZM97 177H99V176H97ZM246 177V178H245ZM90 179H91V177H89ZM96 180H98V178L96 179ZM102 180V179H101ZM249 180V179H248ZM94 181V180H93ZM92 182V181H91ZM96 182V181H95ZM99 182H101L100 180H99ZM103 182V181H102ZM101 182V183H102ZM100 184V183H99ZM53 185V184H52ZM90 185H91V183H90ZM101 185V184H100ZM99 185V186H100ZM20 186H22V184L20 185ZM98 186V187H99ZM101 187V186H100ZM90 188V187H89ZM22 190V189H21ZM20 190V191H21ZM91 192V191H90ZM87 194V193H86ZM85 194V195H86ZM86 197H90V196H86ZM83 198V197H82ZM88 199V198H87ZM61 201V200H60ZM35 203V202H34ZM37 203V202H36ZM59 203V202H58ZM61 203V202H60ZM17 208H18V203H17ZM16 208V209H17ZM130 215V214H129ZM129 215H128V217H129ZM132 216V215H131ZM138 216V215H137ZM139 216V217H140ZM126 217V216H125ZM127 217V218H128ZM132 217H134V216H132ZM130 218V217H129ZM132 219V218H131ZM130 219V220H131ZM138 219V220H137ZM33 220V219H32ZM32 220H31V222H32ZM129 221V220H128ZM34 223H35V221H33ZM33 222L32 223H30V226H29V229H30V227L32 226V224H33ZM124 222V221H123ZM131 222H132V220H131ZM43 223V222H42ZM37 224H38V222H37ZM37 224H35V226L37 225ZM41 224V223H40ZM123 224V223H122ZM125 224V223H124ZM43 225V224H42ZM39 226V225H38ZM16 227V226H15ZM32 227H34V226H32ZM44 227V226H43ZM42 227V228H43ZM42 228H41V230H42ZM77 229V228H76ZM75 229V231H78V230H76ZM17 230V229H16ZM31 230V229H30ZM33 230H36V229H34L33 228ZM33 230H31V231H33ZM37 230H39V229H37ZM14 231V230H13ZM40 231V230H39ZM112 232V231H111ZM70 234H71V231H70ZM14 235V234H13ZM68 236H66V237H69V239H72V240H69V241H73V238H71V236L72 235H70L69 236V233L67 234ZM17 236V235H16ZM46 240V239H45ZM47 241V240H46ZM108 241V240H107ZM43 242V241H42ZM44 243V242H43ZM73 243L75 244L76 242H74L73 241ZM115 243H116V245H115ZM78 244L80 245V243L78 242ZM34 245V244H33ZM32 245V246H33ZM44 245H45V243H44ZM79 245H78V247H77V245L75 244V246H76V248H80L79 247ZM121 245H120V247H121ZM50 246V245H49ZM74 246V245H73ZM34 247H36V245L34 246ZM33 247V248H34ZM32 248V247H31ZM33 248H32V250H33ZM75 248V247H74ZM75 248V249H76ZM80 248V249H81ZM35 249V248H34ZM37 249V248H36ZM80 249H76V251L77 252H81L80 251ZM88 251V250H87ZM76 252V253H77ZM79 253H77L78 255H79ZM87 255V256H86ZM80 256L81 255H79L77 258V262L76 263H78V264H80V262H78V260L79 259H81L80 258ZM86 256V257H85ZM90 258V257H89ZM88 258V259H89ZM61 259H63V258H60V259H58L57 260V262H59V260H60V262H63V260H61ZM86 260H87V262H86ZM63 264V263H62Z\"/></svg>",
  "mask_w": 264,
  "mask_h": 264
}]
</instances>
